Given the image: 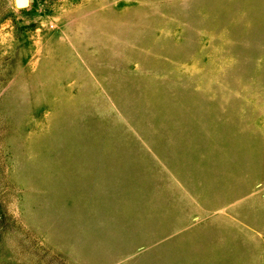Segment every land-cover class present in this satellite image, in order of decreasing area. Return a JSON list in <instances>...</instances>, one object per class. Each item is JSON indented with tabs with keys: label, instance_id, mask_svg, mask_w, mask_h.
Segmentation results:
<instances>
[{
	"label": "rangeland",
	"instance_id": "obj_1",
	"mask_svg": "<svg viewBox=\"0 0 264 264\" xmlns=\"http://www.w3.org/2000/svg\"><path fill=\"white\" fill-rule=\"evenodd\" d=\"M0 264H264V0H0Z\"/></svg>",
	"mask_w": 264,
	"mask_h": 264
},
{
	"label": "water",
	"instance_id": "obj_2",
	"mask_svg": "<svg viewBox=\"0 0 264 264\" xmlns=\"http://www.w3.org/2000/svg\"><path fill=\"white\" fill-rule=\"evenodd\" d=\"M22 3H24V0H18V4H22Z\"/></svg>",
	"mask_w": 264,
	"mask_h": 264
}]
</instances>
